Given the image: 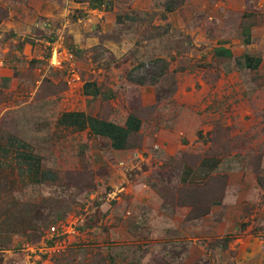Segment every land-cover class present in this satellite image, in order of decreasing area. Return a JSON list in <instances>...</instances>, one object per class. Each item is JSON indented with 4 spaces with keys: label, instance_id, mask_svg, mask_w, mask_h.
<instances>
[{
    "label": "rangeland",
    "instance_id": "obj_1",
    "mask_svg": "<svg viewBox=\"0 0 264 264\" xmlns=\"http://www.w3.org/2000/svg\"><path fill=\"white\" fill-rule=\"evenodd\" d=\"M246 30L262 64L232 71L214 51ZM1 79V111L15 109L61 179L0 195V264H264V0H0ZM87 82L140 118V169L91 170L84 137L60 130L57 105L83 103ZM197 152L245 159L252 184L235 223L246 241H182L185 221L222 207L224 176L177 183Z\"/></svg>",
    "mask_w": 264,
    "mask_h": 264
},
{
    "label": "crops",
    "instance_id": "obj_2",
    "mask_svg": "<svg viewBox=\"0 0 264 264\" xmlns=\"http://www.w3.org/2000/svg\"><path fill=\"white\" fill-rule=\"evenodd\" d=\"M215 55L225 64L230 65L232 71L247 70L256 71L262 64L261 55L257 52L252 42V34L246 30L241 38L231 42L218 45L214 51ZM0 84L9 86L10 81L1 79ZM32 98H29L31 100ZM71 108L64 110L65 103L61 101L57 105L60 114L57 124L66 135L73 134L76 137H84L86 142L87 158L91 170L96 165L102 164L105 171L111 170L113 165L120 160L128 167L140 169L138 158L139 151L132 148L134 137L141 129L140 118L132 114L120 117L116 114L118 110L112 101V93L102 89L95 82L83 84V103L73 102ZM0 109V195L19 192L28 187L45 186L59 183L61 175L57 171L47 168V162L43 153L32 138H27L24 131L16 127L12 119L14 108L6 107ZM15 123V124H14ZM160 146L169 148L165 144ZM114 158V161H113ZM196 162L192 155L189 156L190 163H182L177 183L180 186L191 188L202 186L207 181L224 176L222 207L214 205L211 215L199 219L185 221L178 228L182 234V241H188L192 245L196 241H205L213 238H223L227 235H238L242 232L243 225L235 221L241 218L239 207L240 199L250 188L252 180L245 173L246 161L243 157L233 156L223 158L214 155H206L197 152ZM107 171V176H110ZM127 177L126 171L124 172ZM139 177V173H136ZM95 182V176H93ZM127 182L130 184L128 177ZM138 196L144 184L136 182ZM142 183V182H141ZM131 190V186H129ZM247 199H250L245 194ZM141 197H143L141 195ZM148 197V196H146ZM142 198V202H144ZM159 198L154 194L149 197V203L154 206L158 204ZM220 201H217L218 203ZM235 206V207H234ZM229 212L219 215L218 212ZM260 216L264 220V205L260 210ZM246 233V231L244 232ZM236 243L244 242L246 235H238ZM242 237V239H241ZM261 250H253L256 257ZM259 256V255H258ZM262 261V260H260ZM253 263V261H250ZM264 262V256L263 261Z\"/></svg>",
    "mask_w": 264,
    "mask_h": 264
},
{
    "label": "built area",
    "instance_id": "obj_3",
    "mask_svg": "<svg viewBox=\"0 0 264 264\" xmlns=\"http://www.w3.org/2000/svg\"><path fill=\"white\" fill-rule=\"evenodd\" d=\"M69 55V59H67L66 61L70 62L72 59H73V55L70 54V53H67ZM64 62V61H63ZM61 60L58 61V55H57V52L54 53V56H53V59L51 61V65L52 66H59L63 63Z\"/></svg>",
    "mask_w": 264,
    "mask_h": 264
}]
</instances>
